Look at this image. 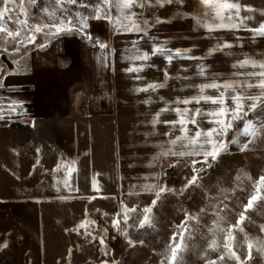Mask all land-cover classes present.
<instances>
[{
  "label": "crops",
  "instance_id": "obj_1",
  "mask_svg": "<svg viewBox=\"0 0 264 264\" xmlns=\"http://www.w3.org/2000/svg\"><path fill=\"white\" fill-rule=\"evenodd\" d=\"M41 2L39 12L33 7L41 4L36 0H13L9 5L14 9L12 19L6 16L0 21L5 27L0 32V109L5 114L0 120V264H113V258L100 249L96 236L100 233L79 227L83 221L77 219L69 223L67 215L79 218L78 212H96L93 203L98 195L115 194L121 171L119 150L131 143L140 148L145 164L162 165L179 157L180 146H173L171 140L182 135L180 125L163 123L179 119L173 109L187 107L191 117L196 108L210 111L219 107L204 102L177 105L174 101L198 95L199 85L211 82L212 76L223 83L246 78L234 73L259 71L232 65L249 57L264 59V37L253 41L254 34L248 30L264 24V0H233L241 5V27L211 32L199 22L194 7L197 0H183L182 4L175 0L163 7L152 0L151 7L132 9L149 21L147 36L117 31L113 23L92 16L82 34L75 30L80 26L77 19L52 10V0ZM117 15L113 8V18ZM157 18L163 22L156 23ZM37 22L40 31H35ZM54 24L73 30L49 35L56 30L49 27ZM8 31L20 35L13 39ZM28 35H34V43H27ZM97 40L108 47L101 48ZM19 41L25 43L16 51ZM133 41H139V48L149 53L153 44L167 41V48L191 49L188 56L202 59L174 58L168 64L163 56H152L138 74L141 79L136 80L137 73L127 71L142 63L126 58ZM225 42L233 47L207 56L209 49ZM8 49L11 59L6 60L2 51ZM201 64L206 67L203 77L198 74ZM165 69L169 78L164 88L134 91L165 83ZM245 90L259 93L255 87ZM205 94L218 95L215 89ZM13 103L15 110L11 111L8 106ZM248 103L246 121L259 127L264 112L259 107L248 109ZM226 106L233 107L231 99H226ZM165 108L168 110L159 115L161 122L153 126L156 114ZM209 119L196 117L199 129L209 130L213 126ZM187 127L188 135L197 130L192 124ZM255 137L264 139V133L240 135V141L243 145L250 139L254 144ZM65 179L71 191L65 187Z\"/></svg>",
  "mask_w": 264,
  "mask_h": 264
},
{
  "label": "rangeland",
  "instance_id": "obj_2",
  "mask_svg": "<svg viewBox=\"0 0 264 264\" xmlns=\"http://www.w3.org/2000/svg\"><path fill=\"white\" fill-rule=\"evenodd\" d=\"M36 1L41 4L33 7L41 12L44 0ZM94 1L76 0L72 4L69 0H52L51 7L79 21V17L92 16V8L97 5ZM2 52L6 60L11 59L9 49ZM245 121L246 116L232 121V127L216 137L223 140L227 150L220 151L215 160L209 158L210 169L203 163V155H179L162 165L145 164L140 148L130 142L131 147L119 150L121 171L115 194L98 195L93 203L98 211L78 212L79 218L67 215L66 221L77 219L97 230L99 243L101 237L104 240L100 249L113 258V264H264V196L251 208L245 207L249 194L264 176V139L255 137L254 144L247 139L242 145L240 133ZM194 166L201 171L196 184L190 186L187 181L194 174ZM149 185L174 191L161 194L153 205L156 196L155 191L146 190ZM145 207L152 211L141 228ZM125 216L129 217L127 223ZM117 219L120 223L114 227L112 222ZM229 232L234 239L227 240ZM176 244L180 251L173 262L171 248Z\"/></svg>",
  "mask_w": 264,
  "mask_h": 264
},
{
  "label": "snow or ice",
  "instance_id": "obj_3",
  "mask_svg": "<svg viewBox=\"0 0 264 264\" xmlns=\"http://www.w3.org/2000/svg\"><path fill=\"white\" fill-rule=\"evenodd\" d=\"M70 3L75 4L76 0H69ZM175 0H155V3L164 6L165 3L172 4ZM13 3V0H3L2 5H0V21H2L6 16L8 19H12L10 13L14 10L12 7H9L10 4ZM180 3H183V0H180ZM82 7H88L87 5H81ZM152 6V0H101L99 4L92 8V17L94 19H106L110 23H113V26L117 31L122 32H136L143 33L144 36L148 35V29L150 28L149 21L143 18V13H137L133 11V8H146ZM197 13L200 14L199 22L203 24L205 28L208 29L209 32L217 30V29H239L243 24V20L240 19L239 13L241 9V5L237 2H233V0H197V3L194 5ZM115 8L118 12V15L113 18L112 9ZM79 17V14H77ZM88 17H79V28L75 30L80 33H84V30L88 27L87 24ZM237 20H240V23H236ZM156 23H160L158 18L155 21ZM70 23V22H69ZM49 27H54L55 32H49V35H59L62 31H72L73 29H64L62 25H51ZM40 27L38 26L35 31H40ZM251 31L253 35V41H255L256 37H264V24H261L258 28L248 29ZM5 27L0 26V32H4ZM20 32L17 31L13 33L12 31L7 32V36L15 39L18 37ZM34 35H28L27 43H34ZM88 39L91 40L92 37L88 36ZM151 39H156L152 37ZM25 43V41H19L16 51H19V44ZM100 45L101 48L108 47L106 44L101 43L99 40L96 42ZM167 41L163 44H153L151 48V53L148 51H142L139 48V41L132 42V48L128 51L131 52V55L126 57L127 59L133 61L142 62L139 65H134L127 69L130 73H137L135 76L136 80H140L141 77L138 75L140 72L144 70L145 64L152 58V56L160 55L163 56L168 64H171L174 58L180 59H202L201 57H191L188 56L187 53L191 51V49L186 50H172L166 47ZM233 45L230 43H217L213 48L209 49L207 56H211L216 52L223 51L224 49H230ZM207 58V57H204ZM149 67H155L154 65H148ZM246 66H251L253 69H259V71H250L246 73H234V76H244L246 77L243 80L236 79H228L223 83L217 82L220 78L217 76L210 77L209 83H204L199 85L198 87V95L178 99L174 101L175 104L180 105H189L192 103L200 104L211 103L214 105H218L219 107L210 111H202L200 108H196L191 117H189V113L192 111L189 108L185 107L181 109L180 107H176L173 109L177 116L179 117L176 121H163L165 124H170L175 127L177 124L180 125L179 131L182 133L181 136L175 137L171 140V144L173 146L179 144L180 150L178 151V155H203L204 164H208L209 158L215 160L219 155L220 151L227 150V146L224 144L222 139H217L216 137H221L229 128L232 127V121L234 120H243L244 116L247 115L245 111V104L247 101L251 103L247 104V108L256 111L259 107L261 112H264V59H253L251 57L245 58L243 60L237 61L232 65L233 68H244ZM186 70V69H185ZM206 67L201 64L198 69V74L200 76H205ZM165 73V83H151L146 87H140L134 89L136 92H148L149 90L156 91L160 88H164L166 86V82L168 80V72L167 69L164 70ZM258 78V79H257ZM258 88L259 93L252 95L249 94L245 89ZM208 89H215L218 93L216 96L206 95ZM223 89V91H221ZM231 92V96H227L226 94ZM226 99H231L233 107L226 106ZM148 100H145V103H148ZM11 111L15 110V103L8 106ZM168 109H161L160 112L156 114V117L153 119L152 124L160 123L159 115L167 111ZM196 117H209V123L215 125V127L204 131L199 129L197 125ZM5 118L4 111L0 109V120ZM188 124H192L197 127V130L193 135H188L189 129L187 127ZM264 133V120L259 122V127L253 125L252 121H245L243 125V131L240 135L245 137L255 136L257 132ZM232 143H237L236 140H233ZM187 149V151H185ZM194 165L196 162H193ZM59 168L55 169L58 171ZM201 169L193 167V175L187 181V185L194 186L197 182V175ZM65 187L69 188L71 191V186L68 183V180H64ZM264 176L259 178L258 183L256 184L255 191L250 193V198L247 201V208H251L254 201H257L262 196H264ZM146 190L155 191L156 198L153 200V205L160 200L161 194L171 193L174 190L169 189L166 186H158V185H149ZM131 211H135V209H131ZM144 213L146 214L143 217V221L140 223L139 227L143 228L145 223L149 220V216L147 213L152 211L151 208H144ZM129 217L125 216L124 220L127 223ZM243 219V216H241ZM113 226L117 227L120 221L114 220ZM79 227H87L86 224H81ZM91 235V233H89ZM234 237L231 232L228 233L227 240H232ZM100 243L103 244L104 240L101 237ZM213 244L216 243L215 240L212 241ZM3 248L7 247V244L4 243L2 245ZM227 248V242L225 244ZM251 248V245H249ZM180 251V245L176 244L171 248V260L173 262L177 261L178 252ZM230 255H234L230 253ZM251 256H249V259ZM223 259V257H221ZM239 260V257H236Z\"/></svg>",
  "mask_w": 264,
  "mask_h": 264
},
{
  "label": "water",
  "instance_id": "obj_4",
  "mask_svg": "<svg viewBox=\"0 0 264 264\" xmlns=\"http://www.w3.org/2000/svg\"><path fill=\"white\" fill-rule=\"evenodd\" d=\"M211 165V163L208 161V164L206 165L207 166V169H210V166ZM166 175V173H163V177Z\"/></svg>",
  "mask_w": 264,
  "mask_h": 264
},
{
  "label": "trees",
  "instance_id": "obj_5",
  "mask_svg": "<svg viewBox=\"0 0 264 264\" xmlns=\"http://www.w3.org/2000/svg\"><path fill=\"white\" fill-rule=\"evenodd\" d=\"M0 76H2V75H0Z\"/></svg>",
  "mask_w": 264,
  "mask_h": 264
}]
</instances>
